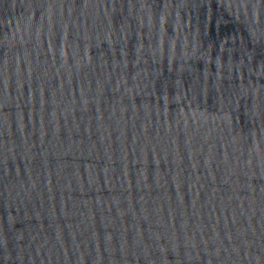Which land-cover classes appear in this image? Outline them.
Here are the masks:
<instances>
[{
    "label": "water",
    "instance_id": "water-1",
    "mask_svg": "<svg viewBox=\"0 0 264 264\" xmlns=\"http://www.w3.org/2000/svg\"><path fill=\"white\" fill-rule=\"evenodd\" d=\"M0 264H264V0H0Z\"/></svg>",
    "mask_w": 264,
    "mask_h": 264
}]
</instances>
